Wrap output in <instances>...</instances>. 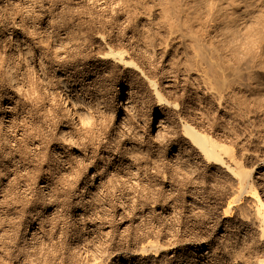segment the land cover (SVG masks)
I'll use <instances>...</instances> for the list:
<instances>
[{"label":"rangeland","instance_id":"374dc122","mask_svg":"<svg viewBox=\"0 0 264 264\" xmlns=\"http://www.w3.org/2000/svg\"><path fill=\"white\" fill-rule=\"evenodd\" d=\"M106 2L0 0V264H122L151 244L161 247L156 256L133 264L264 259L241 216L250 198L224 214L228 175L181 132L188 124L226 148L255 150L250 136L264 138L255 83L246 90L238 80L229 100L206 111L181 72L135 52L176 110L157 106L139 79L95 60L98 32L131 46L130 17Z\"/></svg>","mask_w":264,"mask_h":264},{"label":"bare ground","instance_id":"6f19581e","mask_svg":"<svg viewBox=\"0 0 264 264\" xmlns=\"http://www.w3.org/2000/svg\"><path fill=\"white\" fill-rule=\"evenodd\" d=\"M95 2L101 8L107 4L106 0ZM112 2L130 17L131 46L125 47L123 43L118 44L98 32L94 38L101 49L95 54V60L115 66L139 79L154 97L157 106L172 112L176 110L175 104L162 98L156 81L148 76L145 66L135 62V52L143 57L152 55L162 59L165 64L181 72L193 96L203 103L202 108L206 111L229 100L234 95L231 85L238 80L246 90H250V81H253L260 92V99L264 101V0ZM191 29L202 30L205 32L202 35L207 36L214 33V36L208 40L202 35L193 34ZM9 67L5 69L4 80L12 82L13 71ZM130 92V88L125 92L126 106H129ZM65 110L68 111V108L65 107ZM167 122L168 119L163 117L159 119L157 127ZM181 132L201 159L228 175L230 198L224 214L230 213L232 208L241 209L238 204L242 197L250 198L247 211L241 216L253 228L264 253V199L255 188L259 181L264 195V138L257 140L251 135L250 142L256 141L252 143L255 150L243 148L237 151L218 144L188 124L181 126ZM218 147L225 151L220 152ZM249 155L253 158L251 166L248 170H242L241 163ZM159 248L152 244L142 246L131 254V258L125 257L126 263L122 264H133L132 260L148 254L156 256L152 252H157ZM255 263L264 264V259L258 258ZM193 264H207V256L198 254Z\"/></svg>","mask_w":264,"mask_h":264}]
</instances>
